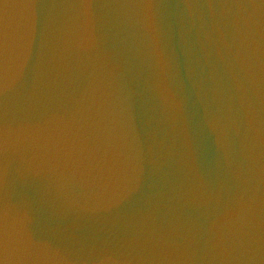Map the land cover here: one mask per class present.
<instances>
[{
  "label": "water",
  "instance_id": "1",
  "mask_svg": "<svg viewBox=\"0 0 264 264\" xmlns=\"http://www.w3.org/2000/svg\"><path fill=\"white\" fill-rule=\"evenodd\" d=\"M0 264H264V0H0Z\"/></svg>",
  "mask_w": 264,
  "mask_h": 264
}]
</instances>
